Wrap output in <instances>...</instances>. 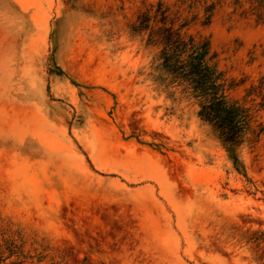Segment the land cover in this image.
<instances>
[{
	"label": "rangeland",
	"instance_id": "obj_1",
	"mask_svg": "<svg viewBox=\"0 0 264 264\" xmlns=\"http://www.w3.org/2000/svg\"><path fill=\"white\" fill-rule=\"evenodd\" d=\"M157 2L165 25L138 32ZM166 26L209 43L250 115L246 177L188 90L153 82L146 40ZM0 264H264V20L249 3L0 0Z\"/></svg>",
	"mask_w": 264,
	"mask_h": 264
},
{
	"label": "trees",
	"instance_id": "obj_2",
	"mask_svg": "<svg viewBox=\"0 0 264 264\" xmlns=\"http://www.w3.org/2000/svg\"><path fill=\"white\" fill-rule=\"evenodd\" d=\"M256 11L258 19L264 20V0H243ZM141 13L135 28L138 32L150 27V22L165 25L166 10L162 3ZM213 7L204 8L208 22ZM151 12V13H150ZM184 25H181V28ZM147 46H157L158 52L152 59V80L158 86L169 87L173 84L183 85L190 95L197 100L198 119L212 132L215 139L227 153L233 169L246 177L239 153L249 141L250 115L235 101L229 100L222 91L219 74L209 64L210 46L205 40L179 34L178 29L163 27L161 34L150 32Z\"/></svg>",
	"mask_w": 264,
	"mask_h": 264
}]
</instances>
